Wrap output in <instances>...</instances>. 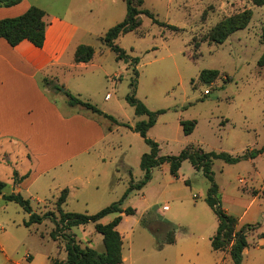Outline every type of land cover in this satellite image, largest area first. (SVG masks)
I'll return each instance as SVG.
<instances>
[{"label":"rangeland","instance_id":"1","mask_svg":"<svg viewBox=\"0 0 264 264\" xmlns=\"http://www.w3.org/2000/svg\"><path fill=\"white\" fill-rule=\"evenodd\" d=\"M32 1L61 15L70 5L77 12L75 15L81 16L80 23L86 29L81 41L95 49L90 64L74 65L55 73L62 84L60 90L67 87L119 121L134 124L147 118V115L136 114L126 98L135 80L137 98L151 110L165 109L148 131V136L159 143L161 155L179 154L187 145L233 155L264 146V73L257 63L264 49V5H255L251 0H144L139 8H147L159 20L183 30L161 26L141 13V25L116 39L131 58H139L137 64H131L117 59L115 51L102 39L111 26L124 19L125 0ZM246 9L252 15L244 29L235 31L223 43L208 39L207 33L218 21ZM71 16L74 18V13ZM206 68L218 69L219 75L210 82L202 81L200 72ZM54 90L49 94L68 110L66 94ZM69 113L72 117L95 121L98 128L107 132V137L90 153L72 160L69 178L59 167L54 172L55 180L45 174L22 187L21 193L31 200L34 210L53 211L57 217L56 200L62 190L58 184L74 179L79 185L62 205L64 211L95 213L122 197L129 186L128 168L135 181L142 179L140 160L142 154L149 151L143 137L123 124H114L81 106H72ZM185 119L197 120L188 135L184 134L180 123ZM78 129L72 124L73 140ZM99 151L104 152L103 160L98 157ZM24 154L18 158V168L23 173L30 164ZM116 155L119 164H128L126 172L116 173V162H113ZM1 163L0 179L8 182L14 165ZM212 170L222 207L237 216L247 208L241 221L264 227V151L255 158L236 163L214 159ZM209 186L203 171L196 169L188 159L182 161L177 176L170 172L167 161L154 168L151 180L141 189L131 191L122 203V207H134L145 217L136 222L135 215H128L123 222L125 251L131 247L133 254L140 255L142 247L148 245L152 251L154 245L167 239L168 231L173 228L177 245L170 248L187 246L195 258L199 254L204 263L215 264L217 256L209 237L216 231L218 217L205 200ZM253 190L259 193L255 195ZM4 191H10L9 182ZM8 204L7 211L0 213L6 219L4 229L0 228V240L6 248V255L0 251V264H52V259L66 257L65 240L62 237L54 240L50 235L55 227L52 219L26 226L24 221L29 213L16 202ZM165 204L169 208L163 210ZM155 207L159 212L153 211ZM72 231L82 246L95 235L93 223L73 227ZM252 236L249 239L252 240ZM102 248L100 245L99 249ZM256 248L251 246L250 251L255 254L256 264H263L264 246ZM27 252L34 258H26ZM247 259L250 261V255ZM227 260L223 264H234L230 258Z\"/></svg>","mask_w":264,"mask_h":264},{"label":"crops","instance_id":"2","mask_svg":"<svg viewBox=\"0 0 264 264\" xmlns=\"http://www.w3.org/2000/svg\"><path fill=\"white\" fill-rule=\"evenodd\" d=\"M31 5H37L46 12L45 19L48 24L44 44L39 47L31 41L24 39L13 46L0 36V168L1 162L14 165L12 175L8 180L10 191H5V193L12 191L21 192L23 186L35 181L41 175L50 174L52 179L55 180L56 176L54 172L59 167L63 169L62 174H66L69 178L72 160L83 153H90L99 142L107 137V132L103 128H98L95 121L80 116H70L69 112L72 105L68 103V110L65 109V106L59 105L57 98H53L49 94V91L54 89L45 85L42 80L44 76H47L54 78L60 83L57 76H55L56 72L58 73V71L65 70L74 65L86 66L88 63L90 64L93 58L88 62H77L74 59L76 47L80 43H86L80 39L82 33L86 30L80 23L82 20L81 16L75 15L77 12L70 5L64 9V14L61 15L60 13L49 11L45 5L41 6L42 4L39 5L35 1L21 0L9 6L0 5V19L19 15ZM73 13L74 18L71 16ZM262 67V73H264V66ZM64 90H59V92H64ZM108 96L109 93L106 94V97ZM72 124L79 128L74 140ZM110 129L108 128L107 131H110ZM23 152H25L30 163L28 171L24 173L18 168V158L21 159L23 157ZM13 154L16 159L13 157ZM98 157L103 160L105 158L104 152L99 151ZM118 160L119 158L116 155L115 159H113V162H116V173L120 171L126 172L127 169L125 168L128 167V164H119ZM96 162L98 163L99 159ZM94 167V165L91 166L92 169ZM15 170L19 175L28 173V176L19 184H15L14 182L13 172ZM73 180L69 181L68 179V181H64L63 183H57L59 189H63L64 187L69 188L68 197L79 186ZM8 182L6 181L7 184ZM253 193L256 195L259 193V190H253ZM8 202L10 200H6L3 195H0V213L7 211L9 207ZM164 206L166 204L163 205V210L169 208L168 205L167 208H164ZM126 207L122 208L125 209ZM153 211L159 212V209L155 207ZM227 211L233 214L230 210ZM246 211L247 208L240 216L233 214L238 217L239 226L245 224L241 221V216H244ZM120 214H122V219L117 225V229L122 237V262L119 264H206L199 258V254L195 258L192 255V249H188L187 246L170 248L173 245H177L175 229L173 242H167L166 239H163L159 245L152 247V251H150L149 245L142 247V254L140 255L133 254L131 247L126 252L124 249L125 235L121 229L123 222L128 219V215H135L137 217L136 222L145 217L144 214H139L136 208L133 214H126L125 212H121ZM117 215H119V212L108 213L100 221L107 223ZM3 223L6 224V219L0 216L1 229H4ZM89 223H93L95 235L92 233L93 237L88 239L86 245L103 251V236L96 231L94 222ZM89 223L77 226H86ZM261 232H264V227L257 226L248 233L247 240L249 244L243 250L241 264H256L255 254L250 251V248L254 246L257 247L256 249H259V247L264 246V236L260 235ZM251 234L253 235L252 240L249 239ZM211 237H209L211 247L214 250V255L217 256L215 264H223L228 261V258L233 261L228 249L213 248ZM100 245L103 246L102 249H99ZM0 251L6 255V248L1 243V240ZM249 255L250 261L247 259ZM25 257H29L30 260L34 258L33 254L29 252H27ZM47 257L51 258V255L48 254Z\"/></svg>","mask_w":264,"mask_h":264},{"label":"trees","instance_id":"3","mask_svg":"<svg viewBox=\"0 0 264 264\" xmlns=\"http://www.w3.org/2000/svg\"><path fill=\"white\" fill-rule=\"evenodd\" d=\"M21 0H0V5H13ZM127 3V13L123 20L111 26L102 37L104 43L108 45L116 53L117 59H124L126 62H139L138 57L131 58L126 50L116 43V39L123 33L129 32L138 28L141 25L139 15L144 13L150 16L154 22L161 26H166L174 31H182L183 28L159 20L155 14L147 8H139L144 0H125ZM255 5H264V0H251ZM46 12L43 8L37 5H31L23 13L16 16H9L0 19V36L3 37L10 45H16L20 41L26 39L31 41L36 46H42L45 42V32L47 21L45 19ZM252 12L246 9L242 12L229 15L218 21L210 31L207 37L211 42L223 43L232 33L239 29H244L250 19ZM95 53L92 45L80 43L74 53L75 61H90ZM258 65L264 66V51L260 55ZM135 72L137 73L136 69ZM219 75V70L214 68H206L200 72V79L204 82H210ZM43 83L50 88L60 90L62 84L58 83L54 78L47 76L43 77ZM132 90L126 96L129 103L135 108V113L138 115H147V119H141L131 124L129 122H121L115 116L100 109L96 104L84 100L77 94H74L69 89H65L64 93L68 97V103L72 106H81L91 111L103 115L115 124H123L130 129L138 132L149 145L150 149L144 152L141 156L140 166L143 169V177L139 181H135L132 177L131 169L128 168L130 175L129 186L123 193L122 197L106 205L95 213L64 211L62 205L66 203L69 188L64 187L57 200L56 204L59 210V216L53 211L39 213L33 209L31 200L23 196L20 191H12L5 193L4 189L7 183L0 179V195L6 200L15 201L29 213V218L24 221L26 226L34 223H42L44 219L50 218L54 221L55 227L51 230L50 235L54 240L62 237L65 240L66 257L64 259H52V264H119L122 262V237L117 229V225L122 219L121 212L126 214L135 213V208L128 206L125 209L121 207L124 199L128 194L135 190L141 189L151 178L153 169L160 166L165 161L169 162V169L173 175H178L179 168L183 160L188 159L196 169L203 171L210 186L207 190L205 200L212 207L218 217V227L215 234L211 237L212 246L214 249H228L235 264H241L243 259V250L248 246V233L257 226L251 223H245L239 226L237 216L228 213L221 202V194L218 189V184L215 181L212 165L214 159L220 158L228 163H236L244 159L255 158L259 153L264 151V146L261 148H252L240 155H233L226 151L204 150L200 146L187 145L176 155H161L159 143L148 136V130L156 123L159 113L165 109L151 110L147 105L136 96V81L131 82ZM184 134L188 135L193 132L197 120L185 119L180 121ZM28 176V173L19 175L15 170L13 178L15 184H19ZM111 212H119V215L111 221L103 223L100 219ZM145 220V218L143 219ZM94 222L95 229L103 236L104 250L99 251L94 247L85 245L82 246L76 239V234L72 231L73 226ZM174 229L171 228L167 233V242H173ZM264 236V232H261Z\"/></svg>","mask_w":264,"mask_h":264},{"label":"built area","instance_id":"4","mask_svg":"<svg viewBox=\"0 0 264 264\" xmlns=\"http://www.w3.org/2000/svg\"><path fill=\"white\" fill-rule=\"evenodd\" d=\"M208 92H209V89H206V90H205V93H208ZM164 208H167V205L164 206Z\"/></svg>","mask_w":264,"mask_h":264},{"label":"water","instance_id":"5","mask_svg":"<svg viewBox=\"0 0 264 264\" xmlns=\"http://www.w3.org/2000/svg\"><path fill=\"white\" fill-rule=\"evenodd\" d=\"M65 88H62L61 90L63 91Z\"/></svg>","mask_w":264,"mask_h":264}]
</instances>
